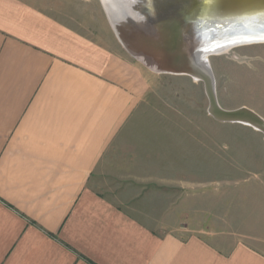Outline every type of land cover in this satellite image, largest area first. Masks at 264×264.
I'll return each mask as SVG.
<instances>
[{"label":"crops","instance_id":"1","mask_svg":"<svg viewBox=\"0 0 264 264\" xmlns=\"http://www.w3.org/2000/svg\"><path fill=\"white\" fill-rule=\"evenodd\" d=\"M60 2L0 0V264H264L257 221L204 214L138 133L154 76Z\"/></svg>","mask_w":264,"mask_h":264},{"label":"rangeland","instance_id":"2","mask_svg":"<svg viewBox=\"0 0 264 264\" xmlns=\"http://www.w3.org/2000/svg\"><path fill=\"white\" fill-rule=\"evenodd\" d=\"M106 4L105 0H62L59 8L62 14L67 7L74 11L76 27L98 31L107 41L113 38L126 57L154 76L153 92L136 118L142 126L137 131L153 138L156 151L179 156L195 181L201 178V211L211 217V203L219 213L234 210L236 218L257 221L252 233L255 226L256 232L264 233V41L210 55L212 81L197 80L188 72L195 45L192 28L177 34L174 42L161 43L153 34L134 28L124 11H116L117 34ZM211 93L223 111L250 112L257 121L246 113L216 114ZM195 211L188 209L187 214Z\"/></svg>","mask_w":264,"mask_h":264},{"label":"water","instance_id":"3","mask_svg":"<svg viewBox=\"0 0 264 264\" xmlns=\"http://www.w3.org/2000/svg\"><path fill=\"white\" fill-rule=\"evenodd\" d=\"M112 1L116 3L115 4L116 6L112 5L114 4L112 3ZM210 1H214L219 4H222L224 1H227L228 3H233V2L239 3L237 5L242 4L243 7H245L242 9L243 10L245 9L248 11V13H250L245 18L241 17L240 20L243 21L242 23L243 26L240 29H238V27H240L239 23H241L242 21L239 23L238 21H236L235 23H226V25H233L232 31L234 35L230 36L232 38L231 40L230 39L224 40L226 43L223 42V44L221 45H219L216 39V36L218 33H220L222 35L221 38L225 39V37L227 36L225 34L226 29L221 28L222 32L216 29V31L213 30L212 32L208 33L203 28L210 26V25L218 26V24L222 23L224 18L210 19L206 16L199 15L196 11H193V9H191L192 7L188 5H187L188 9L184 10L183 8L181 9L179 8L180 10H182L181 12H187L185 15H181L178 12L179 10L176 7L177 5H175L174 7L167 6V10L166 11L162 10L163 12L156 11L157 13H155V10H153L152 13H149L150 15L149 16L146 12H143L142 10L143 3H140L139 4L140 8L138 10H135L136 12H138V14L137 13L134 14V13H131L130 11H127L125 8L126 5L122 2V0H111V1L106 0V3H107V6L110 5L108 6V8L109 10H111L110 11L111 15L115 20H116V17L114 14H117L116 11H120V12L124 11V13L130 16L129 19L130 20L132 19L134 28L153 34V36L157 38V41L161 43H171V42L176 41V39L178 38L177 34H180V31L178 29L182 27V26H179L180 23H184V22L189 23L190 21L191 22L195 21L194 22V33H193L195 36L194 37L195 45L193 47V50L190 52L191 55H193L191 56V58L193 57L195 58V56H198L200 54H204L205 56L208 54H212L213 52H216L217 50L218 51L221 50L220 48L221 47L224 48V46L231 47V46H236V45H240L243 43L264 41V37H261L262 35H264V21H262V18H264V0H210ZM256 7H259L260 9L255 10ZM247 11H244V12H247ZM237 12L239 15L243 14V11L242 12L237 11ZM176 15H178L179 17L176 18ZM197 18L198 19L203 18V19L196 20ZM242 29L245 35L234 37V36H237L236 32ZM254 35H257L258 37ZM218 40H222V39H218ZM193 63H191L192 66L190 65L191 67L190 70H188L190 74L198 73V71H196L197 69H194L195 67L193 68ZM203 78L204 80H207V81L209 79L208 77L207 78L203 77ZM211 98H212V111H214L216 114L224 117V116H235V115H240L242 113H246L248 117L253 118L254 120L257 121L256 117L250 112L223 111L218 106L217 101L212 93H211Z\"/></svg>","mask_w":264,"mask_h":264},{"label":"bare ground","instance_id":"4","mask_svg":"<svg viewBox=\"0 0 264 264\" xmlns=\"http://www.w3.org/2000/svg\"><path fill=\"white\" fill-rule=\"evenodd\" d=\"M122 1L127 6V7L125 6L126 10L130 11L131 13H134V14H136V13L138 14V12H136L135 10H138L140 8L139 4L143 3L142 10H143V12H146L148 15H149V13H152L153 10H155V13H157L156 11L163 12L162 10H164V11L167 10V6L168 7H172V6L174 7L175 5H177L176 7L179 10L178 12L181 15H185L187 12H181L182 10H180V9L181 8H183L184 10L188 9L187 8V5H188V6L192 7L191 9H193V11H196L199 15L206 16L210 19L224 18L222 23L218 24V26L217 25L216 26L210 25V26L203 28L208 33L212 32L213 30L216 31V29H218V31L220 30L221 32H222L221 28L226 29L225 34L227 36L225 37V39L221 38L222 35L220 33H218L216 36V39H217L219 45L223 44V42L226 43L224 40H229V39L231 40L232 38L230 36L234 35L233 31H232L233 25H226V23H235L236 21H238V23H239L242 21V20H240L241 17L245 18L248 14H250V13H248L247 10L242 9L245 7H243V5L241 3H240L241 5H237L239 3H234V2L228 3L227 1H224L222 4H219V3H216V2L210 1V0H133L131 2H129L128 0H122ZM106 6H107V4H106ZM108 6H110V5H108ZM259 9H260L259 7L255 8V10H259ZM237 11H240V12L243 11V14L239 15ZM244 11H247V12H244ZM178 17L179 16L176 15V18H178ZM202 19L203 18H199V19L197 18L196 20H202ZM115 21L117 22V20L114 19L113 26H114V30L116 31L117 25H116ZM177 21H179V20H177ZM262 21H264V18H262ZM194 22L185 23V25L180 27V29H178V30L180 32L189 31L188 29L190 27V28H192V31H194ZM224 22H225V24H224ZM242 23H243V21L241 23H239L240 27H238V29H240L243 26ZM210 28H212V29H210ZM119 31H121V30L119 29ZM116 33L118 34V31H116ZM236 35L237 36H234V37H239V36L245 35L243 29L240 31H237ZM254 36L258 37L257 35H254ZM118 37L121 40L120 36H118ZM245 37H243V38H245ZM261 37H264V35H262ZM218 39H222V40H218ZM128 45H129V47L133 48L131 43L130 44L128 43ZM231 47L224 46V48L221 47L220 48L221 50H219V51L217 50L216 52H213L212 54H208L206 56L204 54H200L198 56H195V58L193 57L192 58V60L194 61L193 68L195 67L194 69H197L196 71H198V73L193 74L194 79L199 80V79H204L203 77H205V78L208 77L212 81V78L210 75V70H209L210 65H209L208 57L210 55H213V54H220L221 52H226ZM134 48H133V50L135 51ZM191 56H193V55H191ZM154 66H156V64H154Z\"/></svg>","mask_w":264,"mask_h":264}]
</instances>
